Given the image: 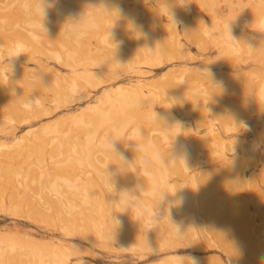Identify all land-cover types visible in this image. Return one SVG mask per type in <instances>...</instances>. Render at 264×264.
<instances>
[{
  "label": "rangeland",
  "instance_id": "obj_1",
  "mask_svg": "<svg viewBox=\"0 0 264 264\" xmlns=\"http://www.w3.org/2000/svg\"><path fill=\"white\" fill-rule=\"evenodd\" d=\"M46 2L0 0L1 73L61 75L0 94V264H264V0Z\"/></svg>",
  "mask_w": 264,
  "mask_h": 264
},
{
  "label": "clouds",
  "instance_id": "obj_2",
  "mask_svg": "<svg viewBox=\"0 0 264 264\" xmlns=\"http://www.w3.org/2000/svg\"><path fill=\"white\" fill-rule=\"evenodd\" d=\"M54 2V0H53ZM179 6L180 7H186V3H185V0H179ZM52 7V3H49V2H46V0H37V5H36V10L39 14V17H40V20L38 22V24L35 25L36 28L40 29L41 31H46L45 27H44V18L46 17L47 15V10ZM115 12L117 13L118 15V11L115 10ZM160 15L164 18H166L167 20L170 21V23L172 25H177L180 23V21L178 20L175 12L167 5V4H163L161 5L160 7ZM223 29H224V36H225V40H226V44H231L232 42L235 41V37L232 36L231 34V26H230V21L229 22H223ZM110 37L113 36L114 34L113 33H109L108 34ZM119 43H122L121 41H117L116 44H119ZM251 47V46H249ZM26 47L25 45L23 44H16L13 48H10L7 52V58L8 59H11V58H18L19 56L23 55V54H26ZM8 65V71L7 72H4L2 74V79L3 81L7 82L8 78H9V73L12 72V62L11 63H7ZM72 93L74 94L76 89L75 87H73L71 89ZM40 104V99L37 97V98H28L26 100V102H22V107L25 109V110H31L34 106H39ZM158 117V114L155 113V112H152V118L153 119H156ZM130 123L129 122V125H126L125 127H129L130 126ZM130 136L133 137V138H136V139H140L142 138V133H141V130L139 127H136V128H132V131L130 133ZM105 147L110 150L112 153H114L116 155V157H118L119 161L121 163H127V159L123 156V154H117V150H116V147H115V143L110 141V140H107L106 144H105ZM142 163L144 164H147V160H142L141 161ZM183 162L186 166V157H183ZM183 202V198H181L180 200V203ZM119 222V221H118ZM191 264H198V261L196 260V258H191Z\"/></svg>",
  "mask_w": 264,
  "mask_h": 264
},
{
  "label": "bare ground",
  "instance_id": "obj_3",
  "mask_svg": "<svg viewBox=\"0 0 264 264\" xmlns=\"http://www.w3.org/2000/svg\"><path fill=\"white\" fill-rule=\"evenodd\" d=\"M83 20H86L85 22H88L89 21L87 24L91 23V21L89 19L88 20L87 19H81V23L80 22H77V23H80V24H78V27H76L77 23L75 24V26H73L74 25L73 24V25H71L72 27H68V28H71L70 30H73L71 32L70 30L67 29L68 30L67 32L70 31L69 35L70 34H74L75 35L76 34V31H77V33L80 32L81 26H83L85 24V22H83ZM65 28H66V26H65ZM72 28H74V29H72ZM73 32H75V33H73ZM27 58L28 57H26L25 59H27ZM71 59H72V61L74 63L75 62H79V60L77 59V57L75 55H71ZM46 60L38 59L37 64L34 65V66H32V68H31L30 65L27 63V61L24 62L20 56L18 58H15L14 61H15L16 65H17V67H18V72H16L13 76H9L7 82L3 81V79H2V74L5 71H2V73L0 71V74H1L0 75V78H1L0 79V94H3L4 95V92L5 91L7 93H10L11 91H13V90H15L17 88L15 84L16 83H20L22 81H23V83L31 84L32 83L31 82V78H32V76L33 77L35 76V74L38 72V70H41V71H44V70L54 71L56 77L61 78V75H59L57 72H55L56 70H54V68L52 66L50 67V64ZM89 71H90V69L88 67H84L83 70H80L77 67H74V68L71 69V73H72L73 76L74 75H85V76H89L91 74V72H89ZM18 89H19V91H22V90H20V89H22V87H18ZM7 93H6V95H7ZM20 94H22V93L20 92L15 98H18L20 96ZM10 95H11V93H10ZM20 103H22V102H20ZM43 108H45V107L43 106L42 109ZM29 112H30V117H35L36 116L35 111H29ZM27 131L30 132L31 131V128H28ZM17 138L18 139H21L22 138V135L21 136L20 135L18 136L16 134V136L13 137V139H17ZM39 186H41V187L56 188V185L54 183H46V182L39 183ZM123 198H124V196H123ZM50 202L56 203L57 207L60 204L63 203V201L61 199L60 200L59 199H52ZM69 262L70 261H68V259L66 257H63V259H60V260L57 261V264H72V263H69Z\"/></svg>",
  "mask_w": 264,
  "mask_h": 264
}]
</instances>
